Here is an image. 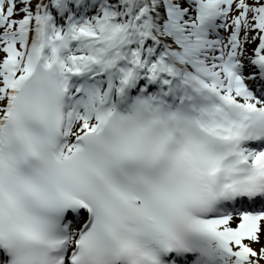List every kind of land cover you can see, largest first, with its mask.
<instances>
[{
  "label": "snow or ice",
  "instance_id": "snow-or-ice-1",
  "mask_svg": "<svg viewBox=\"0 0 264 264\" xmlns=\"http://www.w3.org/2000/svg\"><path fill=\"white\" fill-rule=\"evenodd\" d=\"M0 264H264V0H0Z\"/></svg>",
  "mask_w": 264,
  "mask_h": 264
}]
</instances>
